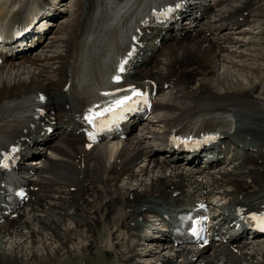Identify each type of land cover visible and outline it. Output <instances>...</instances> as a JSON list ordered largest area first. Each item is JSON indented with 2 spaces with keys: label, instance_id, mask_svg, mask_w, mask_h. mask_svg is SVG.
Wrapping results in <instances>:
<instances>
[{
  "label": "bare ground",
  "instance_id": "6f19581e",
  "mask_svg": "<svg viewBox=\"0 0 264 264\" xmlns=\"http://www.w3.org/2000/svg\"><path fill=\"white\" fill-rule=\"evenodd\" d=\"M213 1L215 12L208 22H215L216 30L227 24L226 30H231L243 23L261 29L258 35L264 40V0ZM51 3L50 0H0V28L22 21L24 10L30 18L44 9L46 14L56 15V5L50 7ZM96 3L97 0H77L72 19L61 24L60 35L51 39L45 47L49 48L47 52L44 48L35 58L0 68V108L5 101L19 100L29 92H43L50 100L46 104L47 114L27 124L22 135L25 139L19 170L34 190L26 208L11 214L7 208L0 211L6 220L0 226V233L4 234L0 235V264H80L81 257L85 264L88 250L96 249L97 255L94 254L101 264H104L103 254L112 250L118 258L115 264H142L149 259L155 263L146 261V264L216 263L207 249L188 253L199 257L193 262L185 252L177 259L163 254L168 249L165 243L147 242L138 246V232L143 223L148 229H155L149 214L167 228L171 214L186 209L187 202L206 195L220 194L224 200L221 205L211 203L224 212L216 221L219 226L232 219L238 206L249 209L264 198V49L256 54L262 60L256 63V52L250 50V62H254L252 66L242 67L246 81H250L248 86L244 85L240 74L237 76L224 66L231 61L229 64L234 67L230 55L238 53L228 45L236 47L241 43L246 47L257 42L197 33L198 15L206 2L192 0L188 12L181 14L190 17V24L187 28L179 27V32H194L184 40L170 41L164 46L160 54L163 59L150 57L136 61L130 75L132 80L149 79L158 85L153 122H149L162 125L163 136L147 142L144 137L137 138L133 151H128L123 142H107L89 150L85 148L83 122L80 125L77 117L86 103L109 88L104 70L116 46L114 30H108L98 45L88 43L87 48L95 52L96 59L81 60L86 66L78 83L84 84L91 75L95 85L85 101L74 102L67 84L74 81L69 80L71 60L73 57L76 61L84 26L95 15ZM208 6H212L210 1ZM119 12L117 9L116 14ZM174 24L180 26L175 22L157 31L168 34ZM152 48L151 44H145L139 56L147 57ZM222 67L224 73L220 71ZM246 113L254 117L246 121ZM204 117L216 120L212 128L220 134L210 153L197 156L193 153L194 158L182 165L162 151L163 147H172L168 145L175 142L171 136L178 127ZM259 120L261 123L257 124ZM47 127L55 132L49 134ZM202 127L200 123L198 129ZM212 128L206 127L209 131ZM59 137L53 146L51 143ZM38 146L49 148L50 153H43L38 159L40 167L25 165ZM210 154L220 156L213 163V171L204 163ZM223 155H228L226 162ZM142 159L144 162L140 163L145 166L137 164ZM134 167L139 170L135 172ZM3 182L0 174V199L6 192ZM163 187L167 188L166 192ZM175 191L182 193L173 196ZM13 214H17L16 218H12ZM70 222L72 226H68ZM101 224L104 227H99ZM232 244L241 243L236 238ZM151 245L155 248L150 249ZM214 249L226 256L228 264H234L229 251ZM253 249L264 264V239L257 241ZM243 259L247 260V256Z\"/></svg>",
  "mask_w": 264,
  "mask_h": 264
},
{
  "label": "rangeland",
  "instance_id": "374dc122",
  "mask_svg": "<svg viewBox=\"0 0 264 264\" xmlns=\"http://www.w3.org/2000/svg\"><path fill=\"white\" fill-rule=\"evenodd\" d=\"M63 7H62V9L66 12V14L65 15H63V17H62V20H64V22L65 21H68V20H70V19H72L71 18V16H73L72 15V11L74 10V7H75V5H74V2L72 1V0H66V1H64L63 2ZM55 10V9H54ZM253 27V26H252ZM262 30H263V28H262ZM56 32H57V30H55ZM55 32V35H54V37L56 36V33ZM249 32H255L254 34L253 33H250V35H246V36H236L237 38H240V39H244V40H247V41H251V40H255L256 42H257V44L256 45H254V46H248L247 47V45H246V47L244 48H240L238 51L240 52V53H242L241 51H243L244 52V55L246 54V56H248V57H246L245 56V58H243L242 57V55L243 54H241V56H239V57H236V58H233V57H230L231 58V60L233 61V63H234V67H232V65H230L229 63H231V61L229 62V63H225V67L226 68H228L229 70H231L232 72L234 71V74L235 75H237V76H239V74L241 75V79H242V82L244 83V85H246L247 84V86H248V84H250L248 81H246L247 80V78L244 76L245 75V73H243V66L246 64V66H252V62H254V61H252V62H250V59H251V57L249 56L250 54H251V51L250 50H252L253 52V54L255 55V57H256V54H260L259 53V50H261V49H264V40H262V37L260 36V35H258V33L260 34V32H261V30L258 32V30L256 29V30H251V31H249ZM179 43H182V42H179ZM186 42H184L183 44H185ZM182 44V45H183ZM243 45V44H242ZM230 47H232V46H230ZM251 48V49H250ZM233 49V51L234 50H237V47H233L232 48ZM254 49L256 50V51H254ZM257 49H258V51H257ZM248 50V51H247ZM264 51V50H263ZM258 52V53H257ZM160 58H162V57H160ZM194 58V57H193ZM163 59V58H162ZM262 60H261V58H259V57H256V59H255V63L256 62H261ZM240 63V64H239ZM252 63V64H251ZM239 65V66H238ZM5 68V67H4ZM256 68H258V66H256ZM242 70V71H241ZM220 71L222 72V73H224V71H225V68H224V70H223V67L220 69ZM221 72H220V74H221ZM254 81V80H253ZM149 124L150 123H148L147 125H146V128L145 129H140V132L136 135V134H134L132 137H131V139L129 140V141H127L126 143H125V145H127L126 146V149H128V151H133V149H134V146H132L133 144H135L134 143V141H135V139L137 138V137H140V136H144V141L145 142H147L148 140H153V137L154 136H158V135H160L161 133H162V129H161V127H160V125L159 124H154V125H150L149 126ZM148 133H151V134H148ZM143 138V137H142ZM140 162H144V159L142 160V161H140ZM137 163V164H142V163ZM136 164V165H137ZM140 166H145V164H142V165H140ZM139 166V167H140ZM136 167V166H135ZM134 167V171L135 172H137L138 170H139V167L138 168H135ZM141 168V167H140ZM138 169V170H137ZM120 182H123V179H121V181ZM72 226V224H71V222H70V224L68 225V226ZM18 239V238H17ZM5 241V240H4ZM101 246H102V244H100ZM40 246V245H39ZM155 248V246H153V245H151V247H150V249H154ZM96 251H97V249L95 250V251H91V250H88V252L86 253V258H85V264L87 263V264H101V263H99L98 262V260H97V257L98 256H96L97 255V253H96ZM94 253H96V255L94 254ZM167 253V251H165L163 254H166ZM87 255H89V256H87ZM96 257V258H95ZM95 260H97V261H95ZM103 260H104V264H107V263H109V264H115L116 263V261H118V258L116 257V253L115 252H110V253H107V254H103ZM149 260H150V262H149ZM149 260H144V261H142L141 263L142 264H146V261H147V263H155V261L153 260V259H149ZM152 260V261H151ZM90 261H92V262H90ZM94 261H95V263H94ZM106 261V262H105ZM79 262H80V264H83V257H81V258H79Z\"/></svg>",
  "mask_w": 264,
  "mask_h": 264
},
{
  "label": "snow or ice",
  "instance_id": "6c2138e0",
  "mask_svg": "<svg viewBox=\"0 0 264 264\" xmlns=\"http://www.w3.org/2000/svg\"><path fill=\"white\" fill-rule=\"evenodd\" d=\"M135 95H140V93H134ZM131 97H126L125 99H122V100H118L115 102V105L113 107H110L109 109H107V111L109 112H112V111H115V109L117 108H120L122 109L127 103H128V100H130ZM104 113H100L99 115H103ZM89 122L91 123L93 120L96 119V116H90L89 118ZM262 223H264V218H262L261 220Z\"/></svg>",
  "mask_w": 264,
  "mask_h": 264
}]
</instances>
